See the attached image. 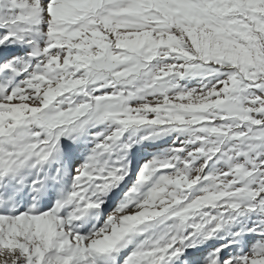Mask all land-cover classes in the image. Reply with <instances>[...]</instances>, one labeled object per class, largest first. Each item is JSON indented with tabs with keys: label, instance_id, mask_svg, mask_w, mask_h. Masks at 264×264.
<instances>
[{
	"label": "snow or ice",
	"instance_id": "1",
	"mask_svg": "<svg viewBox=\"0 0 264 264\" xmlns=\"http://www.w3.org/2000/svg\"><path fill=\"white\" fill-rule=\"evenodd\" d=\"M0 264H264V0H0Z\"/></svg>",
	"mask_w": 264,
	"mask_h": 264
}]
</instances>
